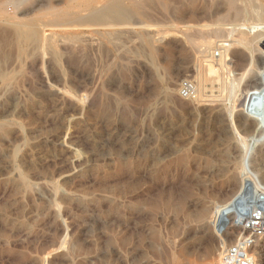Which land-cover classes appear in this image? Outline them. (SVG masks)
<instances>
[{"label": "rangeland", "instance_id": "obj_1", "mask_svg": "<svg viewBox=\"0 0 264 264\" xmlns=\"http://www.w3.org/2000/svg\"><path fill=\"white\" fill-rule=\"evenodd\" d=\"M44 1L18 9L0 0V264H220L221 247L240 230L218 212L243 178L264 186L259 131L245 135L235 116L219 117L221 99L233 112L240 97L242 82L234 92L230 75L249 68L228 64L220 45L230 35L219 29L252 21L231 18L229 0ZM29 20L37 24L30 42L16 28ZM225 64L221 87L209 67L221 72ZM185 82L195 92L188 99ZM255 254L264 264V241Z\"/></svg>", "mask_w": 264, "mask_h": 264}, {"label": "bare ground", "instance_id": "obj_2", "mask_svg": "<svg viewBox=\"0 0 264 264\" xmlns=\"http://www.w3.org/2000/svg\"><path fill=\"white\" fill-rule=\"evenodd\" d=\"M24 1L25 0H7V4H12V5H14L15 7H20L23 3H24ZM44 1V0H43ZM68 1V0H67ZM72 1V0H71ZM241 2H246L245 3V6H244V8L242 7V8H240L239 6H238V3H239V0H229V2L228 3H230V5H231V8L234 10V12L233 11H231L233 14H235L234 16L235 17H233V15H231L230 14V16H231V18H236V19H239L238 21L240 22L241 20L243 21V19L244 20H251L252 22L250 23V24H244L242 21V23L241 24H237V25H231L230 27H227V28H222V26H221V28L219 29V32H220V34H228V35H230V37H233V36H237V40L235 39V40H233L232 39V41H230V37H228L229 38V42L228 43H226V44H221L220 46L222 47L221 48V50H223L224 51V53H225V55L223 54V56H225V58L226 57H230L231 59H228V61L230 62V63H228V64H231L233 67H238V66H240L239 64L240 63H244L242 66H240V69H242V70H245V66L246 67H249L248 68V70H247V72L246 73H241V74H239V75H236V76H238V78H232V76L230 75V78H229V84H230V88L235 92V90H238L239 88V92H240V97H239V99H238V101H237V106L235 107V104H234V107H233V112H231V108L229 107V105H227L226 104V101H225V103H223L224 102V99H223V102H222V99L220 100V105H219V108H220V118H222V120H229L230 119V117L231 116H235L236 117V121H237V127H238V129L243 133V134H245V135H250V134H252L253 132H255V130H258L259 131V133H260V135H259V138H257V136H256V138L257 139H254L255 141H253V142H260L261 140H263L264 139V30H260V28H264L263 27V25H264V6H262V5H260V3H262V1H264V0H240ZM45 2V1H44ZM76 2H77V0H76ZM75 2V6L77 5V6H81V4L79 3V5L77 4ZM85 2H87V0H85ZM93 3H94V0L92 1ZM111 2H113V3H115L114 1H110L109 3H111ZM117 2V1H116ZM134 2H136V1H134ZM141 2V1H140ZM145 2V1H144ZM151 2V1H150ZM225 2H226V0H225ZM38 3V2H37ZM36 3V4H37ZM40 3V2H39ZM84 3V2H83ZM90 3H91V1H90ZM61 4V3H60ZM71 4V3H70ZM88 4H89V2H88ZM39 5V4H38ZM56 5V4H55ZM57 5H59V4H57ZM73 5V4H72ZM85 5V4H84ZM110 5V4H109ZM108 5V6H109ZM116 5V4H115ZM133 5V4H132ZM137 5V4H136ZM135 5V6H136ZM5 6V5H4ZM66 6V5H65ZM77 6L75 7V8H77ZM96 6V5H95ZM140 6V5H139ZM143 5H141V7H142ZM1 7V6H0ZM11 7V6H10ZM69 7H72V6H69ZM103 7H104V5H103ZM106 7V6H105ZM105 7H104V10L103 11H105ZM110 7V6H109ZM118 7V6H117ZM119 7H121V6H119ZM144 7V6H143ZM6 8V7H5ZM37 8V7H36ZM107 9H108V7H106ZM2 9V8H1ZM19 9V8H18ZM80 9V8H79ZM79 9H77V10H79ZM95 9V8H94ZM102 9V8H101ZM111 9V8H110ZM114 9V8H113ZM119 9V8H118ZM137 9V8H136ZM141 9L142 8H140V11H141ZM11 10H13V8L11 9ZM70 10H72L71 8H70ZM98 10V9H97ZM119 10H123L122 9V7H121V9H119ZM2 11V10H1ZM8 11H9V9H8ZM56 11H58V10H56ZM85 11V10H84ZM110 11V10H109ZM115 11V10H114ZM125 11V10H124ZM5 12V11H4ZM3 12V13H4ZM14 13L15 12H17V10L16 11H13ZM48 12V11H47ZM55 12V11H54ZM73 12V11H72ZM87 12V11H86ZM99 12H100V10H99ZM99 12H98V14H99ZM107 12H108V10H107ZM111 12V11H110ZM121 13H122V11H120ZM126 12V15H127V13H132L133 15L135 14L136 15V13H133V12H130V10H127V11H125ZM124 12V13H125ZM1 13V12H0ZM29 13H30V10L29 11H20V14L21 15H29ZM32 13V12H31ZM41 13V12H40ZM46 13V12H45ZM113 13V12H112ZM114 13H116V12H114ZM113 13V14H114ZM141 13H143V12H141ZM19 14V15H20ZM54 14V13H53ZM55 14H57V13H55ZM67 14V13H66ZM69 14V13H68ZM100 14H102V13H100ZM99 14V15H100ZM104 14V13H103ZM116 14H118V13H116ZM115 14V15H116ZM4 15V14H3ZM19 15H18V17H19ZM20 15V16H21ZM32 15V14H31ZM84 15V14H83ZM90 15V14H89ZM89 15H87V16H89ZM97 15V13L96 14H93V15H91V16H96ZM106 15H107V13H106ZM110 15V14H109ZM123 15H125V14H123ZM145 15H146V13H145ZM30 16V15H29ZM45 16H46V14H45ZM44 16V17H45ZM49 16H51V15H49ZM57 16V15H56ZM55 16V17H56ZM90 16V17H91ZM102 16V15H101ZM100 16V17H101ZM114 16V15H113ZM117 16V15H116ZM138 16V15H137ZM143 16H144V14H143ZM230 16H228V17H230ZM10 17V16H9ZM12 17H14V15L12 16ZM12 17H10V18H12ZM28 17V16H27ZM35 17V16H34ZM42 17V16H41ZM40 17V18H41ZM83 17V16H82ZM99 17V18H100ZM106 17V16H105ZM108 17V16H107ZM121 17V16H120ZM135 17V16H134ZM29 18V17H28ZM65 19H67L66 17H64ZM69 18V17H68ZM92 19H94L93 17H91ZM90 18V19H91ZM99 18H97V20L99 21L100 19ZM102 18V17H101ZM117 18V17H116ZM14 19V18H13ZM20 19V18H19ZM57 21H58V19H57V17L55 18ZM60 19V18H59ZM72 19V18H71ZM87 19H88V17H87ZM91 19V20H92ZM108 19V18H107ZM110 19V18H109ZM109 19H108V21L107 22H109ZM115 19V18H114ZM124 19V18H123ZM133 19V18H132ZM230 19V18H229ZM241 19V20H240ZM4 20V19H3ZM17 20H18V18H17ZM25 20V19H24ZM61 20V19H60ZM63 20V19H62ZM96 20V19H95ZM105 20H106V18H105ZM104 20V21H105ZM112 20V19H111ZM6 21V20H5ZM4 21V22H5ZM8 21H10V20H8ZM11 21H13V20H11ZM16 21V20H15ZM19 21V20H18ZM20 21H21V19H20ZM56 21V22H57ZM89 20H87V22H88ZM103 20L101 19V22H102ZM115 22H120V20H114ZM125 21H126V19H125ZM47 22V21H46ZM49 22V21H48ZM60 22V21H59ZM63 22V21H62ZM84 22H86V20H84ZM100 22V21H99ZM100 22V23H101ZM245 22V21H244ZM8 23V22H7ZM17 23V22H16ZM79 23V22H78ZM83 23V22H82ZM88 23H90V22H88ZM91 23H93L92 21H91ZM122 23V22H121ZM249 23V22H248ZM9 24V23H8ZM13 24V23H12ZM48 24V23H47ZM85 24V23H84ZM94 24V23H93ZM104 24V23H103ZM109 24V23H108ZM112 24H113V21H112ZM119 25H120V23H118ZM17 25V27L16 28H18V31H19V34H20V36L21 35H23V33H24V35H25V39L27 40V41H29L30 42V40L31 39H33L34 37H35V35H36V31H35V28H36V22L34 21V20H29L28 21V23L26 24L24 21L23 22H19V23H17L16 24ZM50 25V24H49ZM58 25H61V24H58L57 23V26ZM63 25H64V23H63ZM66 25V24H65ZM79 25V24H78ZM92 25V24H91ZM100 25H102V23L101 24H99V26ZM104 25H106V24H104ZM104 25H103V27H104ZM116 25H117V23H116ZM62 26V25H61ZM67 26H68V24H67ZM74 26H77V24L76 25H74ZM73 25L71 26V27H74ZM95 26V25H94ZM99 26H96V27H99ZM113 26H114V24H113ZM136 26V25H135ZM64 27V26H63ZM68 27H70V25L68 26ZM70 27V28H71ZM111 27V26H110ZM121 27V26H120ZM124 27V26H123ZM126 27V26H125ZM128 27V26H127ZM136 27H138V26H136ZM139 27H141V26H139ZM145 27V26H144ZM150 27V26H149ZM154 27V26H153ZM65 28V27H64ZM39 28H37V30H38ZM60 29V28H59ZM109 29V28H108ZM129 29V28H128ZM199 29V28H198ZM256 29H258L259 31H256ZM15 30V29H14ZM99 30V29H98ZM203 30V29H202ZM201 30V31H202ZM11 31H12V29H11ZM53 31V30H52ZM52 31H51V33H52ZM62 31H64V30H62ZM105 31V30H104ZM116 31V30H115ZM120 31V30H119ZM148 31V30H147ZM149 31H151V30H149ZM157 31V30H156ZM161 31V30H160ZM54 32V31H53ZM113 32V34H114V31H112ZM253 32H257V34L256 35H254L253 37H251V34L253 33ZM56 33V32H55ZM57 33H59V31L57 32ZM100 33V32H99ZM151 33H152V31H151ZM154 33H155V30H154ZM153 33V34H154ZM158 33V32H157ZM157 33H155L154 35H157ZM12 34H13V32H12ZM42 34V33H41ZM47 34H49V33H47ZM54 34V33H53ZM110 34V33H109ZM126 34V33H125ZM161 34V33H160ZM194 34H196V33H194ZM45 35H46V33H45ZM55 35H57V34H55ZM68 35V34H67ZM131 35V34H130ZM146 35V34H145ZM148 35L149 36H151V34H149V32H148ZM198 35V34H197ZM20 36H18V37H20ZM111 36V35H110ZM153 36V35H152ZM151 36V37H152ZM235 36V37H236ZM37 37H39L38 35H37ZM41 37V36H40ZM53 37V36H52ZM57 37H59V36H57ZM77 37V36H76ZM84 37V36H83ZM117 37V36H116ZM140 37V36H139ZM150 37V38H151ZM24 38V37H23ZM45 37H44V35H43V37H41V38H39L40 40L42 39H44ZM48 38V37H47ZM80 38V37H79ZM78 38V39H79ZM89 37L87 36V39H88ZM94 38V37H93ZM148 38V37H147ZM234 38V37H233ZM38 39V40H39ZM46 39V38H45ZM136 39V41L138 40L137 38H135ZM15 40H16V37H15ZM22 40H24V39H22ZM22 40H21V42H22ZM33 40H35V39H33ZM38 40H36V42H39ZM47 40H49V39H47ZM46 40V42L48 43V45L47 46H49V42ZM56 40V39H55ZM155 40V39H154ZM189 40V39H188ZM17 41V40H16ZM25 41V40H24ZM24 41H23V44H24ZM63 41V40H62ZM79 41V40H78ZM84 41L86 42V41H88V40H85L84 39ZM113 41V40H112ZM141 41V40H140ZM35 42V41H34ZM34 42H33V44H34ZM56 42V41H55ZM89 42V41H88ZM95 42H96V40H95ZM118 42V41H117ZM152 42H154V41H152ZM45 43V42H44ZM51 43V42H50ZM142 43V42H141ZM194 43V42H193ZM38 44V43H37ZM91 44H93V43H91ZM90 44V45H91ZM144 44V43H143ZM150 44V43H149ZM22 45V44H21ZM26 45V44H25ZM24 45V46H25ZM40 45V44H39ZM45 45V46H46ZM72 45V44H71ZM103 45V44H102ZM204 45V44H203ZM202 45V46H203ZM209 45V44H208ZM208 45H207V47H208ZM212 45H213V43H212ZM27 46V45H26ZM29 46H31V45H29ZM33 46H35V45H33ZM51 46V45H50ZM50 46H49V48L47 47V48H45V49H49L50 50ZM54 46V45H53ZM93 46H95V45H93ZM201 46V47H202ZM219 46V47H220ZM22 47H23V45H22ZM204 47V46H203ZM206 47V46H205ZM214 47V46H213ZM38 48V47H37ZM37 48H35V54H36V52L39 50H37L36 51V49ZM52 48V47H51ZM96 48H97V46H96ZM118 48V47H117ZM200 48V47H199ZM208 48H210V47H208ZM238 48H241V49H244V52L246 53L245 55H243V52H240V51H237V49ZM21 49V48H20ZM24 49V48H23ZM28 49V48H27ZM31 49V48H30ZM29 49V50H30ZM197 49H198V47H197ZM207 49V48H206ZM28 50V51H29ZM96 50V49H95ZM126 50V49H125ZM135 50V49H134ZM203 50V49H202ZM207 50H209V49H207ZM27 51V50H26ZM40 51V50H39ZM46 51V50H45ZM198 51H199V49H198ZM30 52V51H29ZM28 52V53H29ZM197 52V51H196ZM211 52V51H210ZM19 53H20V51H19ZM22 53V52H21ZM40 53V52H39ZM38 52H37V54H39ZM200 53V52H199ZM202 53V52H201ZM36 54V55H37ZM43 54H44V52H43ZM97 54V53H96ZM198 54V53H197ZM34 55V54H33ZM199 55V54H198ZM44 56V55H43ZM123 56V55H122ZM238 56H240L241 57V59H239L238 58ZM29 57V56H28ZM36 57V56H35ZM34 57V58H35ZM124 57V56H123ZM20 58V57H19ZM33 58V57H32ZM33 58V59H34ZM22 59V58H21ZM24 59V58H23ZM22 59V60H23ZM37 59V58H36ZM41 59V58H40ZM239 59V60H238ZM27 60V59H26ZM125 60V59H124ZM256 62H258L259 64H260V71L259 72H255V70H254V64L256 63ZM239 63V64H238ZM43 64V63H42ZM17 65H18V63H17ZM21 66V65H20ZM35 66H37V65H35ZM38 67V66H37ZM215 66H213V65H210V72L211 73H217L216 75H218V77H216V78H218L219 80H218V82L219 83H221V87H222V85H223V83L225 84V77L223 78V76H222V72H224L225 73V71H224V69L226 68V64L224 65V67H223V65H222V67H221V72H219L218 71V69L216 70L215 68H214ZM220 67V66H219ZM229 67H230V65H229ZM229 67H228V69H229ZM19 68V67H18ZM29 68V67H28ZM231 68V67H230ZM17 69V68H16ZM37 69V68H36ZM32 70V69H31ZM230 70V69H229ZM222 73V74H221ZM98 75V74H97ZM225 75V74H224ZM101 76V75H100ZM99 78V77H98ZM215 78V77H214ZM201 80V79H200ZM211 80H213V79H211ZM215 80V79H214ZM98 82V81H97ZM200 82V81H199ZM198 82V83H199ZM236 82H242V86H239V88H238V86H237V83ZM211 83H212V81H211ZM211 83H210V86H211ZM214 83V82H213ZM212 83V84H213ZM202 84V83H201ZM239 84V83H238ZM241 84V83H240ZM10 86V85H9ZM8 86V87H9ZM200 86H202V85H200ZM213 86V85H212ZM219 86H220V84H219ZM7 87V88H8ZM49 87V86H48ZM4 88V87H3ZM6 88V87H5ZM12 88V87H11ZM53 88V87H52ZM196 88V87H195ZM194 88V89H195ZM211 88V87H210ZM214 88V87H213ZM238 88V89H237ZM1 89V88H0ZM13 89V88H12ZM58 89V88H57ZM57 89L56 90H54L58 95H62V96H64L65 95V93L64 92H61V91H57ZM4 90V89H3ZM14 90H16V89H14ZM52 90V89H51ZM60 90V89H59ZM65 90V89H64ZM199 90V89H198ZM8 91V90H7ZM7 91H3L4 92V94L7 92ZM12 91V90H11ZM197 91V90H196ZM1 92H2V90H1ZM0 92V93H1ZM16 92H17V90H16ZM68 92V91H67ZM194 92V91H193ZM211 92V91H210ZM8 93V92H7ZM199 93V92H198ZM15 94V93H14ZM17 94H18V92H17ZM195 94V92L193 93V95ZM12 95H13V93H12ZM85 95V94H84ZM19 96V95H18ZM18 96H17V98L16 99H18ZM197 96V95H196ZM219 96V95H218ZM65 97V96H64ZM68 97V96H67ZM73 97V96H72ZM84 97V96H83ZM90 97V96H89ZM210 97V96H209ZM215 97V96H214ZM196 98H198V99H196ZM195 98V96H194V99L196 100V102H197V104L199 105V102H200V98L199 97H196ZM222 98V97H221ZM62 99V98H61ZM66 99V98H65ZM69 99V98H68ZM72 99V98H71ZM76 99V98H75ZM82 99V98H81ZM77 100V99H76ZM213 100V99H212ZM230 100L231 99H229V101L228 102H230ZM82 100H80V101H78V102H81ZM202 101H204V100H202ZM206 101V100H205ZM211 101V100H210ZM215 101V100H214ZM216 101H218V100H216ZM232 101H233V99H232ZM74 102H76V101H74ZM84 102V101H83ZM82 102V103H83ZM202 103V102H201ZM207 103H208V101H207ZM235 103V102H234ZM195 104V103H194ZM203 104V103H202ZM206 104V103H205ZM84 105V104H83ZM208 105V104H207ZM213 105V104H212ZM62 106V105H61ZM60 107V106H59ZM235 108L237 109V108H239V110H235ZM82 110V109H81ZM77 113V112H76ZM75 114V113H74ZM71 117H72V115H71ZM75 117H77V115H75ZM69 118V117H68ZM67 119V118H66ZM233 119V118H232ZM230 121V120H229ZM64 124V123H63ZM68 124V123H67ZM69 125H70V123H69ZM11 127V126H10ZM13 127V126H12ZM226 129L230 132V129H229V125H227L226 126ZM17 130V129H16ZM235 132V131H234ZM236 133V132H235ZM238 136V135H237ZM42 137V136H41ZM254 137H255V135H254ZM64 138V137H63ZM57 139V138H56ZM52 141L51 140V138H45V140L44 141ZM55 144L57 145V146H59L60 148H63V149H66L67 151H69L70 153H75V151H76V149L74 148V145L73 144H67L63 139H61V138H59V139H57L56 141H55ZM233 144H235L236 146H238L239 148H241L240 146H241V144H240V142L238 141V140H232V141H229L228 140V142H227V145H228V147L230 148ZM53 145V144H52ZM48 147V146H47ZM64 151V150H63ZM75 156H76V153L74 154ZM77 156H79V155H77ZM76 156V157H77ZM73 158V157H72ZM78 158V157H77ZM76 158V159H77ZM38 159V158H37ZM74 160V159H73ZM15 163V162H14ZM14 167V166H13ZM17 167V166H16ZM14 169V168H13ZM235 172H236V174H242V172H241V170H239V169H236L235 170ZM17 174H18V172H17ZM243 174H245V173H243ZM19 176V175H18ZM244 176H242V178H243ZM39 180V179H38ZM47 179H45V181H46ZM243 180V182H242V188H241V190H240V192L236 195V197L234 198V200H232V201H230V202H228L226 205H224V207L222 208V211L219 213L218 212V216L219 217H221V218H223V219H226V223H228V225H230V224H232L233 223V221H235V225H239V212H238V203H239V201L246 195V192H247V189L248 188H250V189H254V191H256V192H258L259 191V189L257 188V187H255V186H253L252 184H251V180L249 179V178H243L242 179ZM40 181H42V180H40ZM51 183V182H50ZM54 183H57V182H54ZM36 184H38V183H36ZM53 184V183H52ZM51 184V185H52ZM48 187H50V186H48ZM50 189V188H49ZM51 190L55 193L56 191H57V188L55 187V186H53V187H51ZM56 194V193H55ZM54 196V195H53ZM218 210V209H217ZM216 210V211H217ZM221 209H219L218 211H220ZM217 214V213H216ZM215 215V214H214ZM216 219V218H215ZM222 220V219H221ZM213 216H210V215H207V216H205L204 218H203V220H202V225L204 226V227H206V228H208L209 226H213L212 224H213ZM216 222V221H215ZM214 222V223H215ZM208 232V231H207ZM259 263V261H258V259H257V257H256V264H258Z\"/></svg>", "mask_w": 264, "mask_h": 264}, {"label": "built area", "instance_id": "obj_3", "mask_svg": "<svg viewBox=\"0 0 264 264\" xmlns=\"http://www.w3.org/2000/svg\"><path fill=\"white\" fill-rule=\"evenodd\" d=\"M192 86L185 82L180 87L183 98H190ZM259 191L247 189L238 203L240 235L236 241L221 247L220 264H256L255 249L264 241V186Z\"/></svg>", "mask_w": 264, "mask_h": 264}]
</instances>
